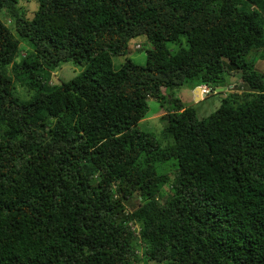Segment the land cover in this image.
I'll use <instances>...</instances> for the list:
<instances>
[{"label": "trees", "instance_id": "obj_1", "mask_svg": "<svg viewBox=\"0 0 264 264\" xmlns=\"http://www.w3.org/2000/svg\"><path fill=\"white\" fill-rule=\"evenodd\" d=\"M35 2L0 0V264H264V0Z\"/></svg>", "mask_w": 264, "mask_h": 264}, {"label": "rangeland", "instance_id": "obj_2", "mask_svg": "<svg viewBox=\"0 0 264 264\" xmlns=\"http://www.w3.org/2000/svg\"><path fill=\"white\" fill-rule=\"evenodd\" d=\"M18 5L22 6V8L25 11L26 18L29 19L32 16V13L36 9V2L35 0H18ZM1 21H5L6 25H9V21L2 15L0 17ZM135 45H138L137 49ZM150 48L149 44L143 40V38H135L128 42V53L124 56L114 57L112 58V66L114 69H117L118 66L125 60L130 59L133 63L138 65H143L145 62V53L144 51L146 49ZM176 47L170 46V50L174 49ZM174 50H177L174 49ZM173 50V51H174ZM22 55V54H21ZM249 56L248 58H250ZM255 61V68L262 72L264 71V62L259 61L257 56L254 58ZM259 61V62H258ZM83 67L74 65L72 63H63L60 64L55 70L51 73L50 78V84H59L60 82H66L79 74L82 71ZM226 80L228 83H237L239 81V77L235 73H228L226 75ZM233 86V85H232ZM231 85L229 87H232ZM233 88V87H232ZM192 88L188 85H184L180 88H177L172 91L175 97H177L182 104L185 107H193L197 110L198 115L201 114V116H206L210 114L212 111H214L219 101L216 97H211L210 95L205 96L204 98L201 97L199 94L196 95L195 93V101H193V95H192ZM15 94L21 98L26 99L28 97V93L23 90L22 88L16 86L15 88ZM202 99V100H201ZM201 100V101H200ZM199 101V102H198ZM147 113L144 119L138 122L137 128L142 131L150 132L153 135H157L160 130L163 127L164 120L162 119V116L164 114V109L159 107V104L152 99H149L147 101ZM200 113V114H199ZM165 192H167V187L165 186L163 188ZM137 203V200L135 197H132L129 199V201L125 204V207L127 209H131L132 207H135ZM135 229V227H133ZM167 264V263H164Z\"/></svg>", "mask_w": 264, "mask_h": 264}, {"label": "built area", "instance_id": "obj_3", "mask_svg": "<svg viewBox=\"0 0 264 264\" xmlns=\"http://www.w3.org/2000/svg\"><path fill=\"white\" fill-rule=\"evenodd\" d=\"M198 88L201 96H205V94L209 92V89H207L205 86H199Z\"/></svg>", "mask_w": 264, "mask_h": 264}, {"label": "water", "instance_id": "obj_4", "mask_svg": "<svg viewBox=\"0 0 264 264\" xmlns=\"http://www.w3.org/2000/svg\"><path fill=\"white\" fill-rule=\"evenodd\" d=\"M194 90H195V92H198L199 93V88L198 87H195ZM217 91L218 92H221L222 91V88L217 89Z\"/></svg>", "mask_w": 264, "mask_h": 264}, {"label": "crops", "instance_id": "obj_5", "mask_svg": "<svg viewBox=\"0 0 264 264\" xmlns=\"http://www.w3.org/2000/svg\"><path fill=\"white\" fill-rule=\"evenodd\" d=\"M195 90H192V95H193V101L195 100ZM202 100V99H201Z\"/></svg>", "mask_w": 264, "mask_h": 264}, {"label": "clouds", "instance_id": "obj_6", "mask_svg": "<svg viewBox=\"0 0 264 264\" xmlns=\"http://www.w3.org/2000/svg\"><path fill=\"white\" fill-rule=\"evenodd\" d=\"M194 90V89H193ZM199 94H200V92H199ZM201 96V95H200ZM201 97H203L204 98V96H201ZM194 102H196V101H194Z\"/></svg>", "mask_w": 264, "mask_h": 264}, {"label": "bare ground", "instance_id": "obj_7", "mask_svg": "<svg viewBox=\"0 0 264 264\" xmlns=\"http://www.w3.org/2000/svg\"><path fill=\"white\" fill-rule=\"evenodd\" d=\"M198 94H199V93L197 92L196 95L198 96ZM199 95H200V94H199Z\"/></svg>", "mask_w": 264, "mask_h": 264}]
</instances>
